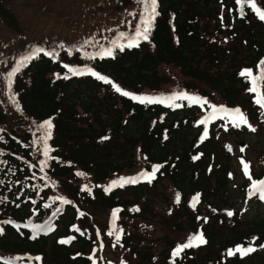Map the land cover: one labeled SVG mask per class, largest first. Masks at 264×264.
I'll use <instances>...</instances> for the list:
<instances>
[{
    "label": "trees",
    "instance_id": "1",
    "mask_svg": "<svg viewBox=\"0 0 264 264\" xmlns=\"http://www.w3.org/2000/svg\"><path fill=\"white\" fill-rule=\"evenodd\" d=\"M256 1L264 11V0ZM142 11L138 0H0V30L11 35L0 34V264L20 254L38 255L43 264H91L95 224L105 227L96 217L114 209L120 211L124 246L140 263L159 257L158 264H264V212L245 215L235 209L229 216L226 209L247 198L240 163L226 148L231 140L247 139V127L218 122L210 138L202 140V111L193 103L183 100L174 108L133 102L113 87L166 93L180 83L239 107L250 125L260 127L264 144L263 110L248 77L240 75L264 62V21L247 4L241 12L236 0H158L149 39L138 46L93 59L66 51L90 35L109 38L117 26L128 32ZM34 45L64 49L58 59L40 53L20 64L12 86L18 109L10 124L6 76L17 56ZM85 62L111 83L91 74L74 76L66 67ZM45 120L53 122L55 159L41 172L33 167L38 149L32 126ZM152 164L161 168L151 182L105 191L111 180ZM165 191L172 194L166 215L155 209V198ZM48 192L63 193L70 203L57 220L61 226L34 234L20 224L35 209L40 217L51 214L43 207ZM196 193L202 204L195 210L191 199ZM204 211L209 216L206 243L173 258L170 251L179 240L172 236L194 235ZM151 215L167 219L162 228L169 232L158 241L169 250L156 257L150 246L156 244L155 231L134 230L136 223L151 222ZM74 224L79 231L74 226L71 231ZM68 236L70 244L60 243ZM240 243L256 250L246 257L228 255Z\"/></svg>",
    "mask_w": 264,
    "mask_h": 264
},
{
    "label": "rangeland",
    "instance_id": "2",
    "mask_svg": "<svg viewBox=\"0 0 264 264\" xmlns=\"http://www.w3.org/2000/svg\"><path fill=\"white\" fill-rule=\"evenodd\" d=\"M258 4L261 6L260 2H258ZM120 26H121V24H120ZM115 30H116V32L114 34H112L109 38L96 37L94 35H90V36L86 37L85 40L80 42L78 45L82 46L87 53L97 51L99 48L106 46L110 42H112V40L114 38L118 37L119 33L124 32V29H120V27H118V26L115 28ZM0 34L11 38V35L3 32L2 29L0 30ZM109 48L112 49V47L110 45H109V47H104L102 49H109ZM96 54H97L96 52L92 53L93 56H95ZM85 63L89 64V65L92 64V62H85ZM9 72H8V74H9ZM186 89L187 88L185 86L178 83V84L171 86V89L166 91V93H146V94L149 96H161V95H167V94L181 93V92H184ZM191 92H193V91H191ZM5 95H6V98L12 104V105L7 106L5 108L10 110V112L8 113L9 123L13 124L15 118L14 119H11V118L14 116L13 111H17L18 106L16 105L15 99L12 95V91L9 88V75L6 76V81H5ZM213 101H210V102L214 103L215 107H217V108H221V103H224L223 101H216V100H213ZM39 125L40 124L33 125L32 130L34 131L33 136H34V139L36 141L35 148L38 149V155L36 156V163L40 167L41 166L40 161L45 160L46 158L43 155L44 145H43V142L40 140V138L45 135V130L40 129ZM245 126L247 127V139H243V140H241V142H245L246 144H239V142L231 140L230 142L226 143V148L233 153V156L235 157V161L238 163H241V165H242V169H241V165H240L241 170H243V168H244V164L242 163V160L245 163H247L246 160L252 158L251 164H252V167H254V169H255V172H254L252 178L255 179L257 177H264V154L262 152V151H264V144L262 143V139H261V135H260V132H261L260 127L255 126V125H251V127H254L256 129L255 131H251L248 125H245ZM248 140H250L252 143L251 147L247 145ZM241 149H243V151H241ZM251 164L249 163L248 166L250 167ZM145 169H146V167H141L140 169H138L137 171H135L133 173L121 175L120 177L111 180L110 183L108 185H106V188H108L109 186H111V188H112L116 184H119L121 181V178H133L137 175H141L144 173ZM241 173H242V171H241ZM114 181L117 183L113 184ZM241 183L245 184L247 189H250L251 181L249 179L243 178V179H241L240 184ZM52 193L54 196L59 197L63 200V196H62L63 193H57V192H52ZM171 195H172L171 193H168V191H165V194L158 195V197L155 198V201H156L155 209H156V211H161V213L162 212L165 213L164 215H166L167 213L169 214L171 212V208H170L171 204H169ZM235 204H236L235 207L230 205V207L226 208V209L230 212H231V210L237 209L245 215L254 214L257 211L264 212V201L260 200L258 198V196L257 197H248V198H245L244 200L238 199L237 202H235ZM207 217H209V216L208 215H201L198 218L200 220V223H199L200 228H202V226L204 227V225L206 224L205 218H207ZM148 219L151 222H148L146 220L145 221L141 220L144 222L139 223V225L136 223L134 225V228H135L134 230L139 231L141 229V231L143 233H145L144 230L146 232L147 231H150V232L155 231L156 235L155 234L154 235L156 236V244L151 243L150 246L153 245L152 250L154 253H156L153 257H156L158 254H160L159 253L160 251H161V254H163L166 250H169V248H170V246L164 245V247H163V245L161 243H160V245L158 243V241L160 240V238L162 236H165V234L169 233L166 230V228H162L163 223H166L167 219L163 218L160 220V217H156V219H155L153 217V215H151ZM96 221H98L101 225L105 224V227H98V225L95 224L94 233H97L98 231H99V233L100 232L101 233L99 236H97V239H98V242L96 245L97 247L94 250V252H92V256H91L92 264H158L157 259L159 257H156V259L152 258V260L146 261L144 263H140L139 258L136 257L135 254H133V253L130 254V251H129L130 248H127L125 246L123 247V245L117 246L118 241H116V239H115V233L111 236H109L107 234L113 225L112 213L109 212L108 215L107 214L106 215L100 214V215H98V217H96ZM119 223H120V221H119ZM119 223L114 222L115 228L117 229V231L119 229H122L120 227L121 224H119ZM60 226H61V224H60ZM106 231H108V232L106 233ZM122 234H121V236H122ZM194 235L193 234H191L189 236L186 234H183L182 236L173 235L172 239L179 240V241H177V244L174 247H176L177 245H182L184 243H187L189 238L194 236ZM149 238L150 237H147L146 239H149ZM150 239H154V237L152 236ZM101 244L103 245L102 248H101ZM181 252L178 255V257H181V254H182ZM172 253H173V249L170 251V254H172ZM172 257H173V255H172ZM155 260H156V263L154 262Z\"/></svg>",
    "mask_w": 264,
    "mask_h": 264
},
{
    "label": "snow or ice",
    "instance_id": "3",
    "mask_svg": "<svg viewBox=\"0 0 264 264\" xmlns=\"http://www.w3.org/2000/svg\"><path fill=\"white\" fill-rule=\"evenodd\" d=\"M138 3H140L143 6V11L140 13V18L138 23L135 25L134 28V35L130 38H128V47H135L139 45V41L142 38L143 40L147 41L149 39V33L150 30L154 24L155 18L159 15V12L157 11V7H158V0H138ZM237 4L241 5V12H243V7L245 4H247L251 9L255 10L258 18L262 21H264V11L261 10L260 7L257 6V2L256 0H236ZM129 15H132L133 17H135V13H129ZM221 20L223 22V16L221 17ZM129 26H131V22H128ZM120 37L123 39L125 38V33L121 32L120 33ZM113 43L115 44L116 42L113 41ZM120 50L122 51L124 46L120 45ZM37 51H44L43 49H37ZM102 51L104 52V54L111 56L112 55V49H102ZM49 53L45 52V55H48ZM262 64H264V62H261ZM67 67V66H66ZM19 69H15L13 72L9 73V78H11L14 74L15 71H18ZM70 72H74L76 73L77 70L75 69H71L69 68ZM91 75L96 76L97 79L103 80L105 83H111L110 80H108L106 77L104 76H100L97 73L89 70ZM78 74H84V73H78ZM240 75L242 76H247L249 78H251V82H252V87L250 88L251 92L257 93L256 96V104L259 105L261 108H264V95H260L258 93V81L259 80H264V70L261 71V74L259 76H254L252 70H243ZM113 87H115V90L117 92H121L122 95L124 96H131V99L133 100H138L140 103H159L161 102L160 98H156V97H146V96H135V95H131L130 93L124 91L122 92L121 89L115 85H113ZM169 99H189V100H195L197 98L195 97H188L186 94H179L176 95L174 94L173 96L169 97ZM205 103H207L205 101ZM213 111H216L215 106H213ZM220 111L226 112V109L221 108ZM232 119H231V123L233 127H239L241 125H248L251 131H255L256 129L254 127H251V125H249V122L247 120V118L241 113V111L239 109H235L233 110L231 113H228ZM210 118L206 117L204 120H201L200 123L201 124H206L208 123ZM39 128L42 130H45V135L43 137L40 138V140L43 142V155L45 156V160H41L40 161V171L44 172V167L47 165V159L52 158L55 159L54 157H49V147L47 145V140H49L51 138V128H52V122L51 120L45 121L43 124L39 125ZM204 135H207V130H205ZM241 151H243V149H241ZM0 155H3L2 152H0ZM242 163L244 164V170H245V175L248 176L249 180L251 181V185H250V189H249V196L250 197H257L264 201V180H255L252 178V176L249 173V166L247 163H245L242 160ZM143 175V174H142ZM154 177V172L152 174H150L148 176L149 182H151V179ZM138 181L135 178H121L120 181V186H123L124 183H137ZM0 183H3L2 180H0ZM117 182H113V184H116ZM111 190V186H109L108 188L105 189V191H110ZM199 199V194H197L196 197H194V201L192 206L195 207V203L198 202ZM177 202H179V196L177 195ZM63 203L68 204L70 203V201L68 200H63ZM45 207H48V205H45ZM137 211H139V209H136ZM59 211V210H57ZM118 211L119 210H114L112 213V217H113V225L110 229V231L107 233L109 236L113 235L115 233V239L116 241H119L121 238V234L123 233V229H119L117 231V229L115 228V224L114 221L116 219H118ZM81 215H83V213H81ZM228 215L231 216L233 215L232 212H228ZM206 219V218H205ZM10 221H4L3 223L7 224ZM33 228H36L38 230H42V231H46V229H44L43 226L41 225H33ZM77 231H79V229H76ZM4 232V229L2 227H0V234H2ZM83 235V233H81ZM100 233L99 231L97 232V236H99ZM74 239V238H73ZM199 242V243H206V241L204 240L203 234L202 233H198L192 237L189 238L187 243H184L182 245H177V247L173 250V257H176L180 254L181 251H183L184 249L190 248V247H194V246H198L197 243L195 242ZM68 240H61L60 243H68ZM103 247V245L101 244V248ZM261 247H264V245H261ZM256 249L252 246H248V247H244V246H237L235 249H229L228 250V255H235L236 253H240L242 256L243 255H248L249 253L254 252ZM16 259H24L23 257H17ZM31 259V258H28ZM37 261L40 260V257L37 256L35 258Z\"/></svg>",
    "mask_w": 264,
    "mask_h": 264
}]
</instances>
